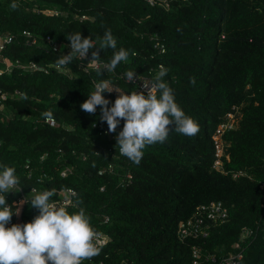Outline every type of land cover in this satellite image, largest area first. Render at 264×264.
<instances>
[{"label":"trees","instance_id":"obj_1","mask_svg":"<svg viewBox=\"0 0 264 264\" xmlns=\"http://www.w3.org/2000/svg\"><path fill=\"white\" fill-rule=\"evenodd\" d=\"M12 2L0 0L2 30L14 35L3 54L50 70L14 68L0 76V88L9 94L0 108V164L15 167L26 190L77 191L67 211L84 208L93 228L108 236L100 254L83 264H192L193 244L217 259L203 256L200 264H218L236 251L244 252L246 264H264V0H169L168 6L148 0H15L17 10L9 7ZM107 29L117 48L101 51L100 60L109 62L121 47L129 50L127 62L113 72H85L77 58L68 65L74 76L54 66L66 50L47 51L48 38L70 43L66 36L80 32L98 46ZM24 30L38 37V45L25 43ZM157 38L168 50L153 59ZM155 62L165 64L164 81L199 132L190 138L171 131L164 143L147 146L137 165L118 156L116 140L94 127L100 108L90 115L80 105L93 80L127 89L119 73L143 72ZM103 95L111 103L117 98ZM236 104L244 105L243 116L225 135L229 158L221 173L212 169V134ZM47 112L59 126L43 121ZM112 163V171L100 174ZM65 167L72 171L63 178ZM240 170L247 175L234 178ZM213 200L228 206V220L206 239L181 241L179 222ZM31 214L39 213L31 207ZM245 228L250 232L242 239Z\"/></svg>","mask_w":264,"mask_h":264},{"label":"clouds","instance_id":"obj_2","mask_svg":"<svg viewBox=\"0 0 264 264\" xmlns=\"http://www.w3.org/2000/svg\"><path fill=\"white\" fill-rule=\"evenodd\" d=\"M9 7L17 10L20 5L13 0ZM66 39L70 42V50L57 58L58 68L70 65L76 58L85 60L90 50L89 63L99 76L105 71L113 72L121 62L129 59V50L121 47L113 52L108 63L100 62L101 51L117 48V39L111 29L98 38V46L91 37H84L80 32L68 34ZM167 72L168 69L161 65L150 85L130 94L116 88L110 80L102 79L95 83V90L80 105L81 110L90 115H95L99 107L100 120L107 123L109 133H115L121 121L124 122L115 136L116 146L120 155L137 165L144 149L164 143L171 131L190 138L199 132L198 123L176 103L173 89L164 81ZM124 75L129 82L138 79L132 70ZM192 83H195L194 78ZM113 91L118 95L111 103L103 94ZM45 115L52 119L51 112ZM0 169V264H83L100 254V233L93 228L84 208L69 213L66 207L51 199L56 195L55 190H31L35 193L31 199L20 201L18 209L13 211L7 195L21 190L20 179L15 167L0 164ZM24 203H29L39 214L31 222L9 227L13 215L20 214V206Z\"/></svg>","mask_w":264,"mask_h":264},{"label":"built area","instance_id":"obj_3","mask_svg":"<svg viewBox=\"0 0 264 264\" xmlns=\"http://www.w3.org/2000/svg\"><path fill=\"white\" fill-rule=\"evenodd\" d=\"M148 2L154 6L156 4L161 5H169V0H148ZM40 11V9H38ZM44 12L48 13H58L55 9H45ZM77 18H86V15H82L80 17L79 15H76ZM22 35L25 39V43L29 46L35 47L38 45L39 39L36 37L32 32L28 30H24L22 32ZM12 34H7L2 30V24L0 22V62L2 63V66L0 67V76L5 72H11L14 68H18L23 70L24 72H36V71H45L46 73L50 70L49 67L43 66L39 64L36 61H28L23 62L20 59H16L15 61H12L8 57H6L3 54V51L11 43L13 40ZM70 43H61L57 40L48 38V47L47 51L52 50L53 52H58L65 47L64 54H67L69 49ZM154 50L155 53L152 54V58L155 59L158 55H163L167 52L168 47L166 43L161 41L159 38L156 39V42L154 44ZM136 55V53H135ZM78 59V66L84 70L85 72H91L95 71L92 64L89 63L91 59V55L88 54V57L84 60L82 58ZM102 64L108 63L107 61L100 60ZM163 65L165 67V64L163 62H155L153 64L147 65V68L143 72L134 71L138 75V79L135 82H129L127 78L125 77V73H119L118 78H122L125 80V82L128 84V88L124 89L121 87H118L116 85H113L118 88L119 90L123 91L124 93L130 94L133 91H143L145 85H150L153 82V77L155 74L159 71V67ZM54 66L60 71L65 74H68L70 76H74L75 73L73 69L70 66H65L62 68H58L56 64ZM99 81L93 80V89L92 92L95 90L94 86L95 83ZM91 92V93H92ZM16 93H19L17 90ZM108 93V92H107ZM112 93H116L113 91ZM110 94V93H108ZM9 94L8 92L4 91L2 88H0V108L2 109L4 107L5 100L8 98ZM115 101V100H114ZM113 101V103H114ZM243 104L234 105L231 110H229L225 117L218 123L215 131L212 134V143L214 147V161L212 164V169L221 172L226 173L225 170V160L229 158V152L228 147L229 144L227 143L225 139V135L229 131H233L237 129L240 125V121L243 116ZM46 124L50 125L51 127H57L59 126V122L56 120L55 117H52V119H48L47 117L43 120ZM123 121H121L120 125L118 126L115 133H109L108 132V126L106 122L98 121L94 124V127H96L99 132L106 136L110 140H116L115 136L119 133V131L123 128ZM62 152V150H59ZM118 153V154H117ZM117 155L120 156L117 146ZM28 168L29 177L32 175V169L29 165H26ZM114 169V164H110L107 169H102L100 171V174L106 172L107 170L112 171ZM2 170V169H0ZM72 169L65 167L61 170L60 175L61 177H67L71 173ZM247 175L246 171L240 170L233 174L234 178H239L240 176ZM127 179L130 181L132 179L131 174H127ZM21 187V190L19 192L15 193H9L7 195V202L12 207L13 211H16L19 207V202L22 200H25L26 202L31 199V196L35 193L31 190H35V192H42L45 190H55L56 195H54L51 199L55 201L58 205H62L64 207H69L71 204L74 203L75 197L77 196V191L74 188H49V187H38V186H31L29 190H26L21 184L19 185ZM262 188H264V184L261 185ZM104 189V188H103ZM229 217V208L228 206L222 201V200H213L208 203L200 204L196 207V210L194 213L179 222L178 225V237L181 241L185 242L189 239H206L209 237L211 230L213 227L219 226L223 223H225L228 220ZM33 220L32 214H31V206L29 203H24L20 206V214L13 215L11 224H24L31 222ZM250 232V229L245 228L244 232L242 233V239H244L248 233ZM108 242V236L100 233V246L105 245ZM203 253L202 248L198 244H193L192 246V254H193V263L192 264H200L202 257L207 256V258L212 259V261H217L215 256H211V253ZM122 264H130V263H122ZM218 264H246L245 262V255L243 251H236L231 252L228 255L222 257Z\"/></svg>","mask_w":264,"mask_h":264}]
</instances>
